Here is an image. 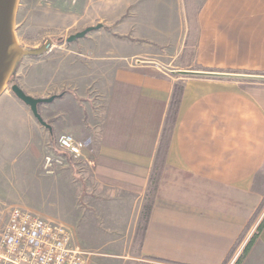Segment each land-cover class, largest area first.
Listing matches in <instances>:
<instances>
[{
	"label": "crops",
	"instance_id": "1",
	"mask_svg": "<svg viewBox=\"0 0 264 264\" xmlns=\"http://www.w3.org/2000/svg\"><path fill=\"white\" fill-rule=\"evenodd\" d=\"M100 5L117 12L112 2ZM190 6L186 0H129L127 16H110L104 22L108 45L93 40L85 48L102 55L89 64L95 95L88 96L89 84L82 91L72 83L44 103L40 116L50 130L42 131L16 98L20 109H0V157L13 167L30 156L33 144L44 141L51 151L50 135L71 134L86 145L84 159H65L71 181L68 175L50 179L70 217L60 222L81 246H137L131 259L145 264H227L257 225L264 82L169 71L264 75V0ZM154 49L170 61L157 62ZM80 68L66 63L67 79L73 82ZM176 83L183 85L176 120L146 228L138 232ZM240 264H264V226Z\"/></svg>",
	"mask_w": 264,
	"mask_h": 264
},
{
	"label": "rangeland",
	"instance_id": "2",
	"mask_svg": "<svg viewBox=\"0 0 264 264\" xmlns=\"http://www.w3.org/2000/svg\"><path fill=\"white\" fill-rule=\"evenodd\" d=\"M104 1L116 5V14L112 13V15L101 8L100 4ZM127 1L129 0H19L15 18V35L18 45L26 50L35 49L50 40L51 46L40 56L22 58L8 84L5 96L0 98V109L17 110L21 108L12 102V98H16L10 90L12 85H17L33 98L46 99L53 96V101L60 98L62 93L67 92L72 87V83H74V88L79 84V88L83 91L84 86L90 85L93 78V69L89 64L102 56L87 53L85 48L91 47L93 40L108 45L110 34L104 22L108 21L110 16H115V18L127 16L128 13H124V5ZM186 2L193 9L194 6L197 8L202 0H186ZM97 25L101 27L88 32L85 38L67 42L70 36ZM154 51L157 52L154 58L157 62L166 64L170 61L169 55L164 50L154 49ZM66 63L81 67L75 73L73 82L67 79L64 70ZM175 63L173 62L171 66H175ZM89 89L88 96L95 95L92 85ZM38 95L42 97H37ZM26 107L29 109L28 106ZM45 107L44 103L38 105L39 114L40 110L44 112ZM43 121L48 124L44 119ZM36 123L42 131L47 130L37 121ZM31 146L30 156L22 158L21 163L15 167L11 165V159L0 157V228L5 223L7 211L12 207L28 210L43 219L47 216L60 224H62L60 221L70 218L63 202L55 196L50 185V179L56 177L54 181L60 182L62 177L66 179L68 175L71 181L70 164H67L66 158L54 145L51 151L45 146L44 141ZM85 150L86 145H84L80 159H84ZM48 156L53 159L51 173H48L43 166ZM262 185L263 198L257 212V225L247 237L243 247L233 251L227 264H234L242 255L245 245L252 236H256V229L264 220V182ZM82 247L88 252L86 264H145L131 259V256L137 252V246L87 245Z\"/></svg>",
	"mask_w": 264,
	"mask_h": 264
},
{
	"label": "built area",
	"instance_id": "3",
	"mask_svg": "<svg viewBox=\"0 0 264 264\" xmlns=\"http://www.w3.org/2000/svg\"><path fill=\"white\" fill-rule=\"evenodd\" d=\"M54 146L62 156L72 159H80L84 149V143L71 134L56 137ZM43 166L52 172L51 156L45 158ZM87 255L86 249L73 241L67 226L21 208L7 211L0 228V264H86Z\"/></svg>",
	"mask_w": 264,
	"mask_h": 264
},
{
	"label": "water",
	"instance_id": "4",
	"mask_svg": "<svg viewBox=\"0 0 264 264\" xmlns=\"http://www.w3.org/2000/svg\"><path fill=\"white\" fill-rule=\"evenodd\" d=\"M19 0H0V96L7 90L11 76L13 75L17 65L22 58L26 56H40L47 52L51 46V41L47 40L39 48L23 49L18 45L15 35V18L17 5ZM101 25L89 27L85 30L70 36L67 42L75 41L83 38L93 29L100 28ZM173 75L182 77H200V78H217V79H233V80H249L264 82V75H253L232 72L217 71H200V70H170ZM12 94L24 105L28 106L36 121L50 130V126L43 121L39 112L38 105L42 103H50L54 97L46 99L33 98L18 87L12 85L10 87Z\"/></svg>",
	"mask_w": 264,
	"mask_h": 264
},
{
	"label": "trees",
	"instance_id": "5",
	"mask_svg": "<svg viewBox=\"0 0 264 264\" xmlns=\"http://www.w3.org/2000/svg\"><path fill=\"white\" fill-rule=\"evenodd\" d=\"M11 78H10V81H11ZM182 92H183V85L181 83L174 84L172 94H171V99H170L168 109L166 112V116H165V120H164V125L162 129L160 141L156 149V154H155L152 170H151L150 177H149L148 188L146 191L144 203H143L142 210H141L140 220L138 224V232H142L146 228V223L150 215L152 203L155 198L158 182H159L160 175H161V172L164 166V159H165V155H166L167 148H168L169 138H170L171 131H172V128L176 120V115H177ZM58 96H61V95H58ZM54 142H55V139L51 137L50 135V144L54 145ZM63 155L66 156L65 154ZM67 159H69V157H67ZM263 226H264V220L261 223H259L256 229V233H255L256 236L260 232V230L263 228ZM256 236L255 235L252 236L251 239L247 242V244L245 245L243 249L242 255H240L237 258L234 264L241 263L242 259L244 258L248 250L250 249L253 243V240L255 239Z\"/></svg>",
	"mask_w": 264,
	"mask_h": 264
}]
</instances>
